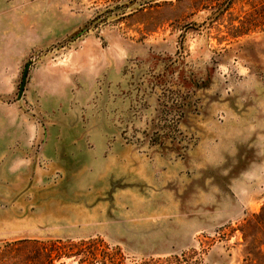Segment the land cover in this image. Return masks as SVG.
<instances>
[{
    "label": "rangeland",
    "instance_id": "obj_1",
    "mask_svg": "<svg viewBox=\"0 0 264 264\" xmlns=\"http://www.w3.org/2000/svg\"><path fill=\"white\" fill-rule=\"evenodd\" d=\"M66 1V38L0 64V123L24 122L0 129V260L28 240L20 254L52 264H264V0ZM43 65L64 74L61 95L33 87ZM80 111L112 135L88 147L132 145L156 173L180 164L115 232L78 221Z\"/></svg>",
    "mask_w": 264,
    "mask_h": 264
},
{
    "label": "crops",
    "instance_id": "obj_2",
    "mask_svg": "<svg viewBox=\"0 0 264 264\" xmlns=\"http://www.w3.org/2000/svg\"><path fill=\"white\" fill-rule=\"evenodd\" d=\"M70 30L71 11L66 0H0V64L4 65L2 72L6 71L7 58L10 65L15 67L19 63L18 58L22 60L37 50L63 40ZM33 79V87L39 89L43 98L61 95L60 89L64 88V74H50V69L45 65L34 72ZM78 105L81 107V104ZM6 106L4 111L8 108ZM82 109L85 110L84 107ZM84 114L80 111L77 116L81 128L78 127L76 131L78 141L84 143V154L76 157L79 167L73 175L84 178L85 181L80 183L82 195L74 207H78L80 225L82 222L93 225L96 233L115 232L119 224V209H128V201L147 200L151 195L156 198L162 187L169 184L166 175L176 179L180 164L171 163L169 167L156 173L159 167L152 166L132 145L100 144L93 146L94 148L88 147V140L112 135L103 128L84 126ZM5 115L6 112L3 113ZM7 117L11 122H1L0 129L15 134L20 132L21 135L24 122L19 123V115L9 114ZM29 133L30 140L35 133L38 134L36 125L29 124ZM59 151L58 148L52 149L49 159L53 163L57 162L55 153ZM69 159L74 160L71 157ZM158 174L164 176L157 178Z\"/></svg>",
    "mask_w": 264,
    "mask_h": 264
},
{
    "label": "trees",
    "instance_id": "obj_3",
    "mask_svg": "<svg viewBox=\"0 0 264 264\" xmlns=\"http://www.w3.org/2000/svg\"><path fill=\"white\" fill-rule=\"evenodd\" d=\"M254 220H256L259 225L264 226V207L262 208L260 214L254 217ZM251 222L252 221L250 220L248 222V225H251ZM33 244L35 245V243H33L32 241L23 240V241L17 242L14 245H11L10 249L14 247L21 248V249L18 248V257H20L21 260H9L10 258H9L8 253H3L2 254L3 258L2 260H0V264H50V263L52 264L53 260H34L33 257L26 256V254H23V253L20 254V252H23V250L32 248ZM40 256L48 257V254H44L43 252V254H40Z\"/></svg>",
    "mask_w": 264,
    "mask_h": 264
},
{
    "label": "water",
    "instance_id": "obj_4",
    "mask_svg": "<svg viewBox=\"0 0 264 264\" xmlns=\"http://www.w3.org/2000/svg\"><path fill=\"white\" fill-rule=\"evenodd\" d=\"M28 68H26V70H25V72H24V78H26L27 77V74H28V70H27ZM22 89H23V87H22Z\"/></svg>",
    "mask_w": 264,
    "mask_h": 264
}]
</instances>
